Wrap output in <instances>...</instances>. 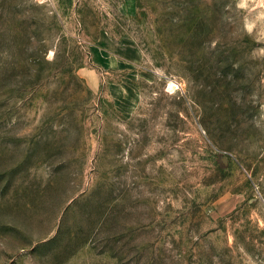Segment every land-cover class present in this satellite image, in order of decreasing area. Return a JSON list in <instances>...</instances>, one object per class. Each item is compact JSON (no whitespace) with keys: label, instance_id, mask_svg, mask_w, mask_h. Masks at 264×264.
Returning <instances> with one entry per match:
<instances>
[{"label":"rangeland","instance_id":"obj_1","mask_svg":"<svg viewBox=\"0 0 264 264\" xmlns=\"http://www.w3.org/2000/svg\"><path fill=\"white\" fill-rule=\"evenodd\" d=\"M0 264H264V0H0Z\"/></svg>","mask_w":264,"mask_h":264}]
</instances>
